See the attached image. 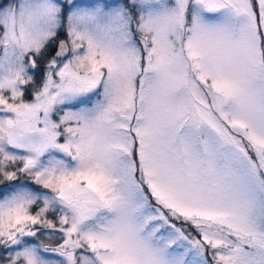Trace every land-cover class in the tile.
Returning <instances> with one entry per match:
<instances>
[{
    "label": "snow or ice",
    "instance_id": "6c2138e0",
    "mask_svg": "<svg viewBox=\"0 0 264 264\" xmlns=\"http://www.w3.org/2000/svg\"><path fill=\"white\" fill-rule=\"evenodd\" d=\"M0 264H264V0H0Z\"/></svg>",
    "mask_w": 264,
    "mask_h": 264
}]
</instances>
